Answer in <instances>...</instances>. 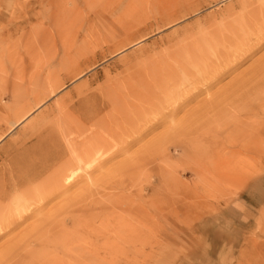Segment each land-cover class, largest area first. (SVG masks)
Segmentation results:
<instances>
[{
  "label": "rangeland",
  "instance_id": "rangeland-1",
  "mask_svg": "<svg viewBox=\"0 0 264 264\" xmlns=\"http://www.w3.org/2000/svg\"><path fill=\"white\" fill-rule=\"evenodd\" d=\"M263 39L264 0H0V170L11 146L41 133L68 149L46 175L87 166L66 140L104 152L67 193L35 202L27 220L12 215L0 264H264V202L246 228L225 213L264 182ZM76 47L82 56L38 107L32 80ZM106 94L119 105L101 112L111 132L63 131L89 125L80 118Z\"/></svg>",
  "mask_w": 264,
  "mask_h": 264
},
{
  "label": "bare ground",
  "instance_id": "bare-ground-1",
  "mask_svg": "<svg viewBox=\"0 0 264 264\" xmlns=\"http://www.w3.org/2000/svg\"><path fill=\"white\" fill-rule=\"evenodd\" d=\"M263 34V33H262ZM99 37H92V39L97 40ZM263 38V37H261ZM200 39V38H199ZM209 39V38H208ZM91 40V39H90ZM198 40V39H197ZM264 40V39H263ZM200 40V42H202ZM260 42V39L258 37L257 42ZM92 42V41H91ZM198 42V41H197ZM196 42V43H197ZM204 42V41H203ZM262 42V41H261ZM199 43V42H198ZM89 44V43H88ZM259 44V43H258ZM262 44V43H261ZM256 45V41H255ZM200 46V43L198 44ZM257 46V45H256ZM71 48V47H70ZM196 48V47H195ZM194 48V49H195ZM192 49V48H190ZM193 49V50H194ZM250 49V48H249ZM254 49V48H253ZM189 50V49H188ZM187 50V51H188ZM184 51V50H183ZM250 50H248L246 54H248ZM252 51V50H251ZM75 52V54L72 55V53ZM186 52V51H185ZM191 52V51H190ZM189 52V53H190ZM182 53V52H180ZM187 53V52H186ZM233 53V52H232ZM83 51L82 48L76 47L74 50L68 51L66 53V56L63 60V63L60 64V66H53L52 69H48V72L42 76L40 75L34 77L32 80V87H30L31 92L30 94L38 95V107H40L44 103L43 101L45 98H47L49 95L42 96L44 93L50 90L51 92L55 93L62 85L63 81H60V79L56 78L55 75L58 73L57 71L59 69H69L73 65L74 62L79 60V58L82 56ZM189 54H176L177 57L180 59H183L187 62H196V60H200L201 57H198V54L196 53H190ZM65 55V54H64ZM251 55V53L249 54ZM253 55V54H252ZM217 56V55H216ZM248 56V55H246ZM165 57V56H164ZM234 57V56H233ZM236 57V56H235ZM250 57V56H249ZM206 58V57H205ZM208 59V58H207ZM242 59V58H241ZM244 59V58H243ZM167 60V59H166ZM170 60V59H169ZM168 60V61H169ZM236 60V59H235ZM238 60V59H237ZM236 60V61H237ZM209 61V60H208ZM213 61V60H212ZM232 61V60H231ZM235 61V63H236ZM261 61V60H260ZM263 61V60H262ZM224 62V60L222 61ZM234 62V60H233ZM244 62V60H243ZM80 63V62H79ZM264 63V62H263ZM206 64V63H205ZM211 64V62H209ZM230 64V63H229ZM233 64V63H232ZM238 64V63H237ZM236 64V65H237ZM259 64V63H258ZM58 65V64H57ZM197 65V64H196ZM201 65V64H200ZM235 65V66H236ZM240 65V64H239ZM51 66V65H50ZM170 66V64L168 65ZM206 66V65H205ZM211 66V65H210ZM220 66V65H219ZM232 67V65L230 64ZM229 66V67H230ZM264 66V64H263ZM227 66V69L229 68ZM238 67V65H237ZM172 68V67H171ZM203 68V67H202ZM219 68V67H218ZM262 68V67H261ZM231 69V68H230ZM236 69V68H235ZM173 70V69H172ZM262 70V69H261ZM260 70V71H261ZM45 71V70H44ZM83 71L82 67L74 68L70 71V73L73 76L79 75ZM229 71V70H228ZM174 72V70L172 71ZM231 73V72H230ZM165 74V73H164ZM225 74V73H224ZM227 74V72H226ZM217 75V74H216ZM223 76V75H222ZM214 77V76H213ZM260 79V78H259ZM47 83H49V86H47ZM264 80V79H263ZM253 83V82H252ZM255 83V82H254ZM262 83V80H261ZM260 84V83H259ZM258 84V85H259ZM235 86V85H234ZM255 88V87H254ZM254 92V91H253ZM264 93V92H263ZM141 95V94H140ZM144 95V94H143ZM260 95V93H259ZM136 96V95H135ZM139 96V95H138ZM242 96V95H241ZM252 96V95H251ZM18 97V96H17ZM130 98H132L129 95ZM243 97V96H242ZM259 97V96H257ZM264 97V96H263ZM139 98V97H138ZM261 98V97H260ZM259 98V99H260ZM238 99V98H237ZM244 99V98H243ZM248 99V98H247ZM18 100V99H17ZM104 102L101 106H96L94 110L85 112L80 119L85 120L89 125L82 124L81 121H74V123L70 122L69 124H66V130H63L67 135H73L75 138L77 137H87V136H94L95 129L96 130H108L111 132V130L116 127V121L114 117L109 118L110 122L106 123L103 121L101 112L104 108L110 107L113 110H116V108L119 106L116 99H113L110 95L106 94L104 96ZM242 100V99H241ZM242 102V101H241ZM247 102V101H246ZM245 102V103H246ZM243 103V102H242ZM243 105V104H242ZM253 105V104H251ZM27 107V106H26ZM25 107V108H26ZM34 107V106H33ZM32 106L28 109H25V111L20 115L19 120L13 125V127L18 126L19 124L23 123L29 116L35 111L37 108H33ZM128 107V106H127ZM242 107V106H241ZM247 107V106H246ZM259 107V106H258ZM79 108V107H78ZM255 108V107H254ZM260 108V107H259ZM75 109V108H73ZM72 109V110H73ZM80 109V108H79ZM22 110V109H21ZM19 110V111H21ZM78 110V109H77ZM243 110V109H242ZM260 109L257 110V112ZM262 110V109H261ZM80 111V110H79ZM83 111V109H82ZM18 114V112H16ZM244 115V113H243ZM250 115V114H249ZM257 115V114H256ZM253 116V117H256ZM107 116V115H106ZM246 116V115H245ZM259 117V116H258ZM58 124V123H57ZM62 124V123H61ZM125 124V123H124ZM242 124V123H241ZM65 125V124H64ZM129 125V124H128ZM14 127V128H15ZM60 127V126H59ZM95 127V128H94ZM65 128V127H64ZM124 128V126H123ZM126 128V127H125ZM63 129V127H62ZM62 131V132H63ZM6 134V133H5ZM65 135V134H64ZM255 135V134H253ZM252 136V135H251ZM264 136V135H263ZM38 139L35 142L34 145H31L30 147H25L26 144H28L27 141L22 142L21 145L15 146L14 148L11 146L10 149H6V162H8L9 172L7 173L6 169L0 170V230L2 231L4 228L3 225H9V223H12L13 216H19L23 219H25V216L23 213H28V211H31V207L36 202L45 201L46 199H52V197H55V195H61L68 192L74 181L80 177L81 171H83L86 167H90L92 169L95 165L101 164V156L104 153L101 147H98L96 144L90 146H85V144L77 145L76 141L73 142L72 140H66L67 142H71L72 146L69 147V154L72 153L73 157H78L80 155V158L76 157L77 159L81 160L82 157L86 160L87 166L82 170L81 165L78 162H75L72 160V156H70V159L72 161L66 162L67 164L62 166L61 169H54L52 174H47V172L53 167L55 162H60L64 155L66 154L67 146L64 148L63 145L59 144H52L50 145L47 143V138L44 139V135L39 134L37 135ZM253 137V136H252ZM5 138L3 135L2 138H0V142ZM92 138H86L91 141ZM72 139V138H71ZM78 139V138H77ZM85 139V140H86ZM222 139V138H221ZM75 140V139H74ZM94 141V140H93ZM81 142V141H80ZM94 143V142H93ZM70 144V143H69ZM74 145V146H73ZM262 145V144H261ZM227 148V146H226ZM243 148V147H242ZM259 148V147H258ZM257 148V149H258ZM255 149V148H254ZM68 150V149H67ZM227 151V150H226ZM212 152V151H211ZM214 154V153H213ZM235 154V153H234ZM211 155V154H210ZM215 155V154H214ZM232 155V154H231ZM250 155V154H249ZM230 156V155H229ZM226 159V158H225ZM85 160H81L85 161ZM215 160V159H214ZM214 164L218 161H213ZM221 162V161H220ZM213 164V165H214ZM85 165V164H84ZM217 165V164H216ZM92 166V167H91ZM217 167V166H216ZM237 167V165H236ZM239 167V166H238ZM5 168V167H4ZM241 168V167H239ZM244 168V167H243ZM216 169V168H215ZM214 169V170H215ZM88 170V168H87ZM85 171V170H84ZM86 172V171H85ZM237 172V171H236ZM211 173H213L211 171ZM216 173V172H215ZM217 174V173H216ZM45 176L43 182L41 185H38V187L32 188V184L36 183L37 178H40L42 176ZM215 175V174H214ZM218 175V174H217ZM212 176V175H210ZM216 176V175H215ZM221 176V175H220ZM217 178V177H214ZM203 179V178H202ZM219 179V178H218ZM223 179V178H222ZM225 180V179H224ZM220 181V180H219ZM230 182V181H229ZM214 183V182H212ZM49 184V185H47ZM216 184V183H215ZM214 186V185H213ZM57 198V197H56ZM8 200H11L7 205L4 204ZM48 202V201H47ZM35 203V204H36ZM39 204V203H38ZM64 208V207H63ZM28 218V217H27ZM27 220V219H25ZM17 221V220H16ZM15 222V221H14ZM21 224L24 223L20 219ZM5 225V226H6ZM13 225V224H11ZM42 225V224H41ZM49 231V230H48ZM5 235L9 232H4ZM3 234V233H2ZM18 238V237H16ZM21 238V237H20ZM19 238V239H20ZM29 238V237H28ZM37 238V237H36ZM35 240V238H34ZM18 242V240H17ZM21 242V241H19ZM17 244V243H16ZM10 249V247H9ZM19 250V249H18ZM25 254V253H24ZM20 258V257H19ZM19 258H16L19 260ZM31 261V260H30ZM34 263V262H33Z\"/></svg>",
  "mask_w": 264,
  "mask_h": 264
},
{
  "label": "crops",
  "instance_id": "crops-1",
  "mask_svg": "<svg viewBox=\"0 0 264 264\" xmlns=\"http://www.w3.org/2000/svg\"><path fill=\"white\" fill-rule=\"evenodd\" d=\"M255 192L250 189L238 201L228 205L226 214H232L233 221L240 228H246L251 222L254 214L264 202V182L258 187H253ZM236 213V214H235Z\"/></svg>",
  "mask_w": 264,
  "mask_h": 264
}]
</instances>
